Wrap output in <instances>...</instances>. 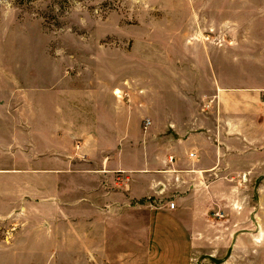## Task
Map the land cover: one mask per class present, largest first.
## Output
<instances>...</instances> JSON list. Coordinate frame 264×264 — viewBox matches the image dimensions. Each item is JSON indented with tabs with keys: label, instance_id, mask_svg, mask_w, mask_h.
Listing matches in <instances>:
<instances>
[{
	"label": "crops",
	"instance_id": "0c3cea01",
	"mask_svg": "<svg viewBox=\"0 0 264 264\" xmlns=\"http://www.w3.org/2000/svg\"><path fill=\"white\" fill-rule=\"evenodd\" d=\"M157 14L174 44L140 87L82 119L76 148L53 108L35 130L0 120V261L149 264L151 243L228 248L229 213L247 210L237 197L264 189V0H157ZM242 225L257 243L256 222Z\"/></svg>",
	"mask_w": 264,
	"mask_h": 264
},
{
	"label": "rangeland",
	"instance_id": "374dc122",
	"mask_svg": "<svg viewBox=\"0 0 264 264\" xmlns=\"http://www.w3.org/2000/svg\"><path fill=\"white\" fill-rule=\"evenodd\" d=\"M164 24L158 18L157 0H0V120L19 115L23 129L35 130L41 127V113L53 108L55 123L65 125L63 135L76 148L79 134L75 132L84 125L82 119L108 104L109 94L117 87H140L144 72H157L160 47L174 44V37L165 35ZM256 186L264 188V180L256 181ZM237 198L247 210L229 213L231 242L219 255L212 252V245H201L195 254L188 244L151 243L149 264H161L152 259L156 252L176 253V260L166 258L163 264L167 260L173 264H264V189ZM150 211L152 222L157 210L151 205ZM136 218L140 219L139 213ZM251 220L256 222V233L260 232L257 243L252 240L254 228L242 225ZM236 234L244 237L239 245L233 240ZM172 247L173 252L168 251ZM83 263L42 258L0 261Z\"/></svg>",
	"mask_w": 264,
	"mask_h": 264
},
{
	"label": "built area",
	"instance_id": "2783aa9c",
	"mask_svg": "<svg viewBox=\"0 0 264 264\" xmlns=\"http://www.w3.org/2000/svg\"><path fill=\"white\" fill-rule=\"evenodd\" d=\"M170 208L171 209H174L175 208V204L174 203H171Z\"/></svg>",
	"mask_w": 264,
	"mask_h": 264
},
{
	"label": "bare ground",
	"instance_id": "6f19581e",
	"mask_svg": "<svg viewBox=\"0 0 264 264\" xmlns=\"http://www.w3.org/2000/svg\"><path fill=\"white\" fill-rule=\"evenodd\" d=\"M117 93V95H120L121 94V92L120 91H118V92H116Z\"/></svg>",
	"mask_w": 264,
	"mask_h": 264
}]
</instances>
